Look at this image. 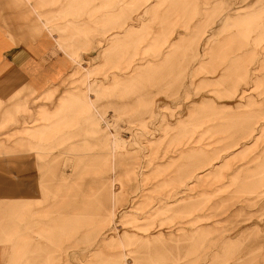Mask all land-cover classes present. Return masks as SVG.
Instances as JSON below:
<instances>
[{
  "label": "rangeland",
  "instance_id": "374dc122",
  "mask_svg": "<svg viewBox=\"0 0 264 264\" xmlns=\"http://www.w3.org/2000/svg\"><path fill=\"white\" fill-rule=\"evenodd\" d=\"M0 1L11 39L46 32L72 64L0 99V239L18 264H207V240L216 264H264V212L228 242L213 227L231 221L198 219L220 212L231 164L264 206V0ZM155 197L210 234L148 244L168 230L144 232Z\"/></svg>",
  "mask_w": 264,
  "mask_h": 264
},
{
  "label": "crops",
  "instance_id": "0c3cea01",
  "mask_svg": "<svg viewBox=\"0 0 264 264\" xmlns=\"http://www.w3.org/2000/svg\"><path fill=\"white\" fill-rule=\"evenodd\" d=\"M1 9L2 5L0 1V99L6 101L15 93L27 89V87L35 89V91H43L51 85L59 83L62 78H65V76L71 69L72 64L69 59L67 60L64 51L57 45L55 40L46 32H42L32 39L29 38L30 36H28L27 33L22 37V39H11L8 36L7 26L1 21ZM249 130L255 131L256 128L250 126ZM42 131H46L44 127L36 130V132ZM258 132L260 133L261 129L258 130ZM14 148L16 156L26 159L29 165L34 166L31 140L29 141L27 139L25 142H19L17 140ZM235 155L236 153L232 152L231 154H229V159H231ZM255 156H264V154H257ZM240 169L241 168L239 164H231L229 171H231L232 173L229 174L226 183H219L218 186H213L215 187L214 192H219V190L231 189L230 191L226 190L225 195L218 198L221 205L220 212L215 215L204 214L198 216V219H203V221L204 219L208 220L212 218H216L215 221H231L230 227L212 226L213 228H215L214 231L219 230V232L223 234L222 241L224 242H228L232 240V238H235L237 236L241 237L242 235L248 233L250 235H258L259 228L255 225L257 223V219L260 216V213L264 212V206L261 208H259L258 206L257 182L250 180V183L247 185V187L251 189L249 190V193H246V196L249 197L239 198L237 196V192H240V190L238 189L242 188V185L241 183H239L237 176V172H239ZM250 171H254L253 168H250ZM205 174V171H203V188H206V182L204 180ZM208 187H210V185ZM206 193L207 192L205 190L203 194L206 195ZM16 195L20 196L19 192ZM17 196L16 199H19ZM22 196L23 194L21 195V197ZM151 203L154 204L152 205ZM174 203L176 205L171 204L170 209H168V206L166 208H163L161 206V201L158 202V197H155L153 202L148 201L145 203V205L150 204L149 206H147V211H150V213L147 217V220L149 221V228H145L144 232L147 233L151 228H158L157 230H160L166 227L168 229L166 234L160 233L159 237L150 239V242H148V244H154L156 241L163 239L173 240V236L177 230L183 231L189 229L191 233L194 232L190 234L191 238L194 240H198L195 239V236L197 237V235L199 238L200 236L202 237L210 234L209 231H211V229H209L208 231V228H195L193 226L194 216H190L193 214L192 210L185 212V216H182L185 219L186 214H188L189 217H187L185 221L180 218L181 221L179 220L180 222H176V210L178 204L176 201ZM19 204L20 202L17 200L15 207L18 208ZM156 204L158 205L155 207ZM5 208L6 210L10 209L7 206ZM0 212L2 217V208ZM243 222H245L244 226ZM1 224H3V222ZM177 224L179 225V227L177 226ZM5 227L6 226H4V228L0 227V237L3 235L2 232ZM17 229L18 228L16 226V232ZM165 235H167V238H164L166 237ZM127 237L128 235L125 232V238L128 239ZM3 242L8 243L7 241H1L0 239V246L2 247V250L0 249V264H6L7 256L9 254L10 264H18L16 251H8L5 245L3 246ZM210 242V240H207L208 252L205 255V260L207 264H216L218 260V249L211 250L212 245ZM256 244L257 243H254V245ZM148 260L151 261L153 260V258L148 257ZM218 264L220 263L218 262Z\"/></svg>",
  "mask_w": 264,
  "mask_h": 264
}]
</instances>
